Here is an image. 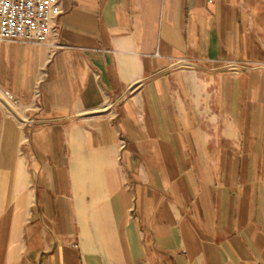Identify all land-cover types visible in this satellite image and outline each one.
Masks as SVG:
<instances>
[{
    "label": "crops",
    "instance_id": "obj_1",
    "mask_svg": "<svg viewBox=\"0 0 264 264\" xmlns=\"http://www.w3.org/2000/svg\"><path fill=\"white\" fill-rule=\"evenodd\" d=\"M60 8L2 47L0 264H264V0Z\"/></svg>",
    "mask_w": 264,
    "mask_h": 264
},
{
    "label": "built area",
    "instance_id": "obj_2",
    "mask_svg": "<svg viewBox=\"0 0 264 264\" xmlns=\"http://www.w3.org/2000/svg\"><path fill=\"white\" fill-rule=\"evenodd\" d=\"M61 13L60 0H0V70L2 47L7 43L50 45L57 36L56 20ZM185 65L180 60L173 66ZM247 68L249 66L230 64L227 71L238 73ZM5 97L13 104L18 103L9 93H5Z\"/></svg>",
    "mask_w": 264,
    "mask_h": 264
},
{
    "label": "rangeland",
    "instance_id": "obj_3",
    "mask_svg": "<svg viewBox=\"0 0 264 264\" xmlns=\"http://www.w3.org/2000/svg\"><path fill=\"white\" fill-rule=\"evenodd\" d=\"M249 68H251V67H249Z\"/></svg>",
    "mask_w": 264,
    "mask_h": 264
}]
</instances>
